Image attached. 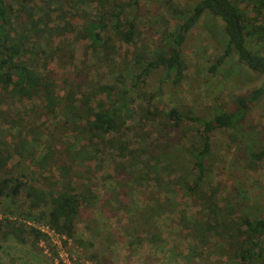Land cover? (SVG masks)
I'll use <instances>...</instances> for the list:
<instances>
[{"label":"trees","instance_id":"trees-1","mask_svg":"<svg viewBox=\"0 0 264 264\" xmlns=\"http://www.w3.org/2000/svg\"><path fill=\"white\" fill-rule=\"evenodd\" d=\"M53 5L58 14L51 18ZM86 5H92L93 13ZM138 8V0H0V122L20 131L19 139L0 138V153L5 149L17 156L19 148L45 136V154L36 170L40 178L46 174L45 183L34 187L26 185L23 176H5L0 169V200L12 201L25 188L30 210L47 209L38 215L28 209L22 219L45 220L49 229L77 246L93 248L88 259L94 264L109 263L103 252H96L99 246L76 238L74 231L81 222L93 236L95 210L107 217L118 212L122 219L125 212L134 213L124 228L132 249L146 243L156 252L164 251L166 243L151 222L169 214L176 232L189 239L187 261L224 255L235 264H264V207L244 212L217 197L213 188L204 190L212 171L211 134L230 130L235 140L247 113L264 96V86L233 98L230 109L184 115L172 107L162 117L153 104L157 90L144 91L146 81L156 74L160 82L181 80V45L207 15L221 22L224 38L209 71L234 58L249 72L264 75V0H195L188 8L170 6L171 31L163 32V43L153 50L137 28ZM71 40L85 43L89 64L84 58L73 69ZM114 47L123 50L126 59L119 70L108 59ZM89 73L94 82L88 80ZM112 74L110 83H98ZM136 117V127L128 125ZM156 120L158 134L151 138ZM163 127L189 137L184 156L161 144ZM74 145L76 152L71 150ZM101 150L113 157L106 176L113 186L103 197L92 189L93 177L101 171ZM248 154L247 165L255 168L264 162V145H253ZM178 187L205 212L194 216L173 206L167 195ZM137 191L145 201L138 212L124 203H132ZM44 236L6 218L0 223L1 240L34 248Z\"/></svg>","mask_w":264,"mask_h":264},{"label":"rangeland","instance_id":"rangeland-1","mask_svg":"<svg viewBox=\"0 0 264 264\" xmlns=\"http://www.w3.org/2000/svg\"><path fill=\"white\" fill-rule=\"evenodd\" d=\"M194 1L138 0L137 28L143 34L142 36L150 45L151 50L160 48L163 43V32L171 31L167 26V21L170 19V6L178 5L188 8L193 5ZM85 9L88 13H93L92 5H86ZM36 12L39 14V11ZM69 13L68 9L67 14ZM57 14L56 5H53L51 18ZM221 28L222 24L218 19H211L207 15L186 34L179 51L185 67L178 83H172L170 78L160 82V77L157 74L146 81L144 86L146 93H153L157 90L153 104L161 112L158 117H162L172 107L177 108L184 115L187 113H191V115L209 114L211 111L217 110L218 107L230 109L233 98L247 95L251 90L264 86V75L249 72L234 58L225 59L224 63L219 65L215 71H209V66L215 56L223 49L224 38ZM68 43L72 53L73 69H76L84 58L88 63L89 50L85 43L72 40ZM108 59L112 65L116 66L117 70L126 63L123 50H117L115 47ZM88 76V80L94 82L90 79L92 73H89ZM113 76L114 74L105 75L98 83H110ZM131 96L134 97L133 92ZM134 122H137V117L133 123H128V125L134 126ZM10 124L0 122V138H4L7 142L10 140V137L8 138L10 135L20 138L19 129ZM157 124L156 120L152 126L151 138L156 136ZM239 130L233 141L230 139L232 137L230 130H220L211 134L212 171L204 190L209 191V188H213L214 191H217V197L227 199L237 205L241 211L259 212L264 207V162H260L255 168L249 167L247 164L250 148L253 145L258 148L264 145V96L251 107ZM159 134L162 145L167 143L174 154L178 157L184 156L183 148H186L190 143L188 136L187 138L182 137L179 133L167 131L164 127ZM130 136H132V131L127 135L128 140L131 139ZM248 137L255 138L251 141ZM44 140L45 136H40L37 142H31L27 146L19 148L17 156H13L9 150L2 149L0 169L3 174L13 177L21 175L23 176L21 180L28 186L43 185L46 181V174L40 178L36 165L39 158L45 154ZM77 148L74 145L71 150L76 152ZM97 159L100 161L101 171L95 173L92 189L98 192L100 197H103V194L113 186L112 181L106 177L113 157L109 151L101 150ZM56 170L57 168H54L52 172L57 173ZM178 188L180 189L173 190V194L167 195L173 206L180 211H189L194 216L205 212L198 201L188 198L185 191L181 187ZM24 189L12 201L0 200V223L3 218H6L11 222L23 224L26 229L34 226L33 228H41V231L47 230L45 220L22 219L24 217L21 215L23 212H27L30 202L23 192ZM124 203L135 211L145 207V201L141 199L139 191L132 203L129 205L128 202ZM46 209L39 206L37 209L29 210L32 215H38L39 212L45 213ZM93 214L95 216L92 221L93 225L90 223L93 236H90L92 233L81 222L76 224L74 234L80 240H91L94 246H99L97 250L95 249L96 252H103L109 264H235L228 262L224 255L220 257L210 255L192 262L187 261L185 255L190 242L189 239H182L176 232L173 215H162L153 218L151 222L156 226L158 233L166 243L164 251L156 252L146 243H140L133 249L128 246V236L125 234L124 228L128 227V217L134 213L125 212L126 217L123 219L118 212H113L109 217L100 215L97 210ZM92 251L93 248L90 250L77 246L74 240L67 239L51 230L49 235L38 241L34 248L28 244L16 243L10 238L0 239V264H94L88 259Z\"/></svg>","mask_w":264,"mask_h":264},{"label":"built area","instance_id":"built-area-1","mask_svg":"<svg viewBox=\"0 0 264 264\" xmlns=\"http://www.w3.org/2000/svg\"><path fill=\"white\" fill-rule=\"evenodd\" d=\"M34 227V226H33ZM33 227H29V228H33ZM46 228H47V230H45V231H41V228H35V229H37V230H39L42 234H44L45 236L47 235H49V231H51V229H49V227L48 226H45ZM49 229V230H48Z\"/></svg>","mask_w":264,"mask_h":264}]
</instances>
